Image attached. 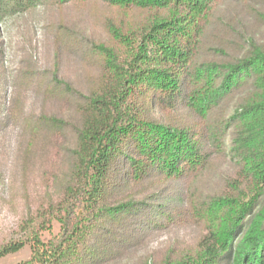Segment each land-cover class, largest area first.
I'll return each mask as SVG.
<instances>
[{
  "label": "trees",
  "instance_id": "trees-1",
  "mask_svg": "<svg viewBox=\"0 0 264 264\" xmlns=\"http://www.w3.org/2000/svg\"><path fill=\"white\" fill-rule=\"evenodd\" d=\"M16 17L39 39L0 71V257L264 264V0H0Z\"/></svg>",
  "mask_w": 264,
  "mask_h": 264
},
{
  "label": "rangeland",
  "instance_id": "rangeland-1",
  "mask_svg": "<svg viewBox=\"0 0 264 264\" xmlns=\"http://www.w3.org/2000/svg\"><path fill=\"white\" fill-rule=\"evenodd\" d=\"M37 39H39L38 28H36L35 24L29 25V21L27 22L24 18L16 17L5 22H0V71L4 70L7 73H15L23 57V48L33 45L35 41H38ZM6 155L5 153L1 157V163L6 162L4 159ZM41 181L42 180L34 179V183L31 185L29 184L30 195H35V191L41 193V188L43 192L45 183ZM3 210L4 209L0 210V245L6 242L9 237L8 235L12 233L16 227L15 217L3 213ZM58 232L59 224L57 221L52 220L49 229L42 232L40 238L42 242H46L51 238H55ZM30 256L31 247L26 245L17 253L0 257V264H20L27 261Z\"/></svg>",
  "mask_w": 264,
  "mask_h": 264
}]
</instances>
